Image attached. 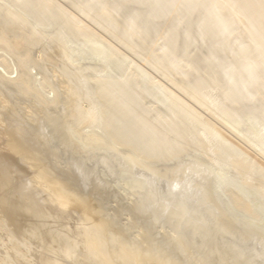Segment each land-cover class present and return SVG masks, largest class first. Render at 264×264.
<instances>
[{"label": "bare ground", "instance_id": "bare-ground-1", "mask_svg": "<svg viewBox=\"0 0 264 264\" xmlns=\"http://www.w3.org/2000/svg\"><path fill=\"white\" fill-rule=\"evenodd\" d=\"M62 1L63 3L58 0H3L4 5H0V49L2 47L6 48L7 51L10 52L9 54L11 57L16 61V63H14L15 61L12 62V59L11 62L13 65L16 64L18 66H15L18 68V75H16L15 78H12L13 75H11L12 77L3 76L4 74L8 75V72H3V75L0 73V89L5 91L6 97L7 94H15V96H19L18 98L21 101L22 99L31 100L30 102L33 106L39 107L42 110L41 113H43V115L41 113L33 115L30 110V115H27L29 118L27 119L26 117L24 122L27 127L25 132H23L25 130L24 128L21 129L22 133L19 131L17 132L13 128H9L11 138L10 136L8 138L12 140V151L16 155V158L7 157L4 156V154L3 156L0 155V264H187L185 263L187 260L186 257L183 258L184 260L186 259L185 261L179 258L180 252L183 250L186 252L187 250H182L179 246H184L185 244L187 247V241L188 246L190 245V241L192 244L193 240L190 239L191 237L186 240V243L185 241L181 243V239L183 238L184 240V236L178 235L177 238H181L176 241H180L179 244H181H178L179 246H174V244H172L174 240L170 241L171 243L168 242L171 238L167 237L168 240L164 237L167 241L164 239L155 241L152 230L149 228L150 226L148 227V225H146L147 223H144L146 226H143L144 233L142 232V243L132 241L134 239H130L126 234V229H131L132 227L127 226V228L124 229L117 222V216L116 218L112 217V215H108V211L106 212L105 210L103 203H106V201H104L105 199L103 198L107 199L110 193L106 196V192L103 191L104 194L103 192L97 191L100 190L98 188L99 185H97L98 183L95 184V189L93 190L101 194L103 193L102 195L106 197H102V195L98 194L101 199H98L97 207L94 210L91 209L89 203L84 199L85 197H83L78 190L76 191L75 188H72L73 185L71 187V182H68V175L70 173L67 175L69 170L66 167L69 165L67 164V166L65 163H69V161L64 162L66 165L64 168L68 170L66 174L64 173L66 177L62 174L61 176L58 175L59 173H55L61 172L59 170L61 167L58 168L60 163L57 162V165L59 164L58 167L54 164V161L58 159H55L53 161L54 163L50 161L52 166L55 165L58 171H55L54 167L51 168L49 165L50 163L45 156L48 151V147H46L48 143H45V140L40 138V136L43 137L47 135L46 133L49 131H47L45 135L40 131L42 135L40 133L38 136L35 134V130L40 125L43 126V124L50 127L51 135H53L51 141L55 143L58 142L62 146H60V150L62 151H58V143L56 144L58 147L54 145L55 143L53 144L54 148L50 147L51 143H49V148H58L57 151L56 149L54 151L58 152L60 157V152L67 155V151H69L74 154L73 156L69 154V159H74L75 154H77L74 151L76 140L78 143V140L80 141L82 137L80 132L76 134L77 136L73 135V133L77 131V124L79 126V122L89 123L90 126L93 125V127H96L95 124L97 125V123L102 124L103 127L99 126L102 128V133H104L102 137L98 133L92 134L91 137L89 135L90 139L88 138V141L86 140L84 142V144H88L86 145L87 148L85 145L84 147L90 149L91 146H94L96 148L102 147L101 149H103V146L106 147L108 144H118L124 147L126 151H130V155L131 153L138 155V157L137 155H135L136 157L134 156L136 159L132 155L135 160L132 161L133 159H131L130 162H128H132L131 166H134V162L137 161L139 157L140 159L138 162L143 160V164L150 165L152 160L160 156H166V154L175 151V149L176 156H178V153L181 151H184V149L179 146L180 140L186 139L188 136L194 137L199 134V131L195 128L188 130L186 127H182V121L185 118H188L191 123L194 122L199 126L202 125L206 133L211 135L216 133L212 122L204 118L195 108H192L189 103L185 102V100L182 99L183 97L178 95L179 93L185 95V97L187 96L190 100L194 101L193 103L204 108L206 112L208 111V113L215 117L217 115V117L222 119L231 117L237 112L239 107H243L246 112L242 120L239 121V124L246 122V120L257 118L262 119L264 122V0ZM69 8L78 11L92 23L102 28V30H104L103 32L106 34L108 33L110 37L123 44L130 51L135 52V54H140L147 62L152 64L154 68H159L163 72V75L169 79L170 85L172 84L171 87H173V90L179 92L176 94V91L173 92V90H171L172 88L170 89L171 91H169V88L167 89L164 87L160 89V91H162L161 93H164L165 97L171 101L169 110L173 115H176L175 120H166L161 116L152 119L149 116L151 110L142 109L139 104L141 95L147 92V90L138 86L133 78H131L133 80L132 85L130 78H125L123 81H109L96 78V89L92 93H89V91L88 93L90 94L89 100L94 98L97 100L96 102L90 100L93 103L92 105L90 104L91 106L88 104L91 109L89 111H83L85 108L82 110V105L80 103L81 99H84V96L75 93L74 91L77 89L67 86L68 89L62 86L64 84L57 85V82L53 85L49 75L40 69L38 63H31L32 60L29 47L38 44L36 34L39 32V35L42 33V35L50 34L49 32L39 31L40 27L50 28L56 26L58 27V32L53 34H58L63 37L65 34L75 37H84L89 43L96 45L101 52H105L103 49H108L109 53L119 56L117 49L105 43L102 37L97 35L87 24H84L82 20L69 10ZM28 18L34 19V24H29L27 22ZM12 31H20L22 34L15 38L9 37L8 34ZM52 36H50V38ZM63 37L58 40L62 42ZM53 48L54 51L56 50L57 52L60 49L58 46H54ZM60 52H67V49H61ZM46 57L45 59L42 58V60L54 63L53 57ZM8 61L9 60L4 58L2 60L0 59L1 68L4 67V70L5 67L8 68L9 64H11ZM65 65H63V67ZM66 67L63 69L66 70ZM32 68L38 69L41 73L40 75H43V79L38 80L35 78L31 73ZM84 72L85 70L75 73L77 75H73V77H76H74L75 79L71 78L74 80V83L76 81L80 82L82 78H84L85 81L86 76ZM53 81L55 82L54 78ZM44 83L50 86L49 88L52 91L53 98H50V95L47 96L40 92L39 86H42ZM215 91H219V94L215 95ZM1 93L0 105L2 108L0 109H3V113L11 114V112L15 113V111L19 109L22 110L21 112L24 111L17 102L19 100L16 101L17 103L14 101L7 103L9 99L6 101ZM61 105L65 106L62 107L61 112L59 111L60 113L54 115L52 113L53 109ZM140 108L142 110H139ZM70 121H76L78 123L76 126H73L70 124L72 123ZM21 125L18 127L24 126ZM18 130H20V128ZM6 132H8V130ZM51 135L49 133V136ZM78 135H80V139L75 140L74 137L77 138L79 137ZM49 136L47 135L48 138ZM171 136L175 138L174 141ZM260 138L263 139L258 141L264 146V132L261 133ZM88 142L91 146H89ZM209 142V140L201 142L200 146L206 148ZM79 143L81 148L83 145L81 143H83V141ZM228 144L229 143H227L224 148L231 147V144ZM260 144H258V146ZM9 146L8 148L11 149ZM43 148L44 151H46L45 154ZM85 148L82 151H85ZM63 150L65 152H63ZM222 150V148H219L218 152ZM54 151L53 154H55ZM78 151L81 152L80 149ZM87 151L88 150H86V152ZM260 151H258V156H260L261 153L260 158L262 156L264 158V148L260 147ZM89 152L90 150L88 153ZM48 153L50 152L48 151ZM55 155L58 156L57 153ZM76 156V158H80L81 160L80 156ZM81 156H83V154ZM245 156V158L236 160L234 163H236L239 170L242 169L241 171L244 170V172L249 169L248 172H251V169H254L253 167L259 166L257 168H260V171L258 169L255 170L258 172L262 171V174L260 173L261 176L257 181L260 191L257 190L256 193L258 195L261 192L260 194L264 197V165L261 163L262 166L257 165L256 159H251L250 161L251 157H247L246 154ZM90 157H92V155H90ZM214 158L213 160L218 159L217 157ZM84 159L87 160L85 161V165L88 169H85L86 166L83 169L81 164L82 168L80 169L82 170L79 169L80 172L77 173L79 177L74 174L76 169L71 173L76 177L75 179L78 178L79 180L81 177L79 174L81 173L83 177V181H81L87 186L90 181V171L87 165L88 158L86 159V157H84ZM84 159L82 161L83 164ZM260 160L261 159H259V161ZM17 161L30 163L29 166H31L33 173L35 172L33 185L36 184L37 187L40 188L44 197L40 195L37 197L30 189L25 188L23 186L24 184L14 180V165ZM72 161L74 160H71V162ZM142 163L141 166H145L142 165ZM78 164L80 165V163H74L75 166H78ZM136 164L138 163L136 162ZM20 167L21 165L18 167L19 170ZM51 169H53L54 174ZM86 170H88V172ZM196 170L194 171L196 172ZM123 171H125V169H122V172ZM172 172L174 173V171ZM176 173L177 172H175V174ZM166 174L168 176V173ZM187 174H189V172ZM171 175L173 174L170 172L169 177ZM158 176L160 175L158 174ZM186 177L183 179L184 182L186 181ZM159 178L160 177H158V180ZM172 178L171 176V179ZM26 179L27 178H25V180ZM156 179H152L154 184L155 181H157ZM143 180H145V183ZM146 180L147 179H142L141 181L140 179L138 184L142 185L143 183V185L142 187L139 186L143 188L149 185L150 189L155 191L153 187L157 183L152 186L153 181L150 180L149 182H152V184H150L147 183ZM18 181H20L19 178ZM244 181L243 179L242 182ZM24 183L26 182L24 181ZM85 185L79 186L82 189V186L85 187ZM168 185L170 186V184ZM194 185L195 184L192 183L190 186ZM136 186H138L137 182ZM169 186H167V194L169 192L168 190H170ZM184 186L187 187L188 185ZM177 188L176 190H180L181 185L180 188L177 185ZM157 189L158 187L156 185V190ZM182 189H184V187ZM206 189L203 190L204 192L202 191L205 197L209 195L207 192H211V189H207L208 191H206ZM174 190L175 189L170 191L174 192ZM186 190L187 189H185V192L188 191ZM190 191L192 192L191 189ZM176 192L178 195L179 192ZM182 193L183 194L180 195L181 197L184 195V192ZM230 193L232 202L236 203L243 212L256 214L251 206L252 203L249 204L246 201L248 195L246 196L247 198H245L240 196L239 193L237 194L233 191ZM174 195L176 196V194ZM171 196L173 195L171 194ZM192 197L197 198L196 196ZM96 199L97 197L95 200ZM173 200L174 198L172 201ZM191 200L195 202L197 199L191 198ZM199 200H201L200 197ZM176 201L177 205H175L178 209L174 210L170 208L168 211L169 213L173 214V211L177 213L179 212L177 210L181 209V206H178L179 203H182L181 199ZM176 201L173 202L175 203ZM204 201L205 199H202L200 202L204 203ZM173 202L172 206L174 204ZM192 202L193 201H191V203ZM214 202L215 201H213V203ZM184 203L185 201L181 205ZM197 203H199V201ZM72 204L75 205L74 208ZM186 204L187 203H185V205ZM189 204L186 205L188 210L191 208ZM70 205H72V208L78 213L80 219L86 222L82 224V226L80 225L81 227H75L77 228L75 230H73L71 226L70 229L72 230H68V228L64 226V224H67L64 220L69 218L72 220L73 217V209L71 210V208H69L70 210H68ZM46 206L51 210L47 209L50 214L46 212L47 210H44ZM123 207L125 209V206H122V208ZM155 207L158 208L157 211L152 209V212L154 217L157 216L159 218L161 215L159 214L160 207ZM138 210L143 213V210ZM186 210L187 209L184 210V213L183 211H180V214L178 213L182 216V219L185 217V212L187 213L188 211ZM51 213H54V216L52 215L53 218H57L59 221L61 220L62 224L56 221V219L55 221L57 223H54V220L52 222L56 225L61 224L64 229L59 228V225V227L52 226L51 224L53 223H50L51 221L49 222L50 224L47 223L46 219L52 217L49 216ZM115 214L114 212V215ZM169 215L167 214L164 219L168 220L171 218V220H173V216ZM173 215H175V213ZM79 217L77 218L79 219ZM176 218H179V216H176ZM199 218L202 219L201 216H199ZM134 219L135 218H133V220ZM164 219L162 221H164ZM170 221H167L168 224ZM263 221L264 220H262V223L264 224ZM167 222L164 221L165 224ZM175 222H178L176 225L177 228L174 225L175 223L172 226L180 231L182 226L178 225L179 220L177 219ZM139 224H133V226ZM141 224L143 225V223ZM135 226L133 228H135ZM145 227L149 229L145 231ZM133 228L131 229L132 231ZM137 228L138 226L135 229ZM223 228L226 231H230L232 229L231 221H226L223 224ZM247 234L249 235V233ZM251 234L253 235V233ZM205 236H207V239L209 238L208 234L204 235V237ZM202 240H204V238H202L201 241ZM220 240L222 241L223 239L220 237ZM220 240L216 239L213 240V242ZM35 241L38 242V246L36 245L34 247L33 243ZM218 244H215V246L220 245ZM194 245L196 247V244ZM187 249L189 248L187 247ZM236 252L239 253V251ZM223 256L218 259L220 260ZM222 260L225 259L222 258Z\"/></svg>", "mask_w": 264, "mask_h": 264}, {"label": "rangeland", "instance_id": "rangeland-1", "mask_svg": "<svg viewBox=\"0 0 264 264\" xmlns=\"http://www.w3.org/2000/svg\"><path fill=\"white\" fill-rule=\"evenodd\" d=\"M58 1L63 3L62 0H58ZM0 5H4L3 0H0ZM69 10L73 14H75L80 20H82L84 24H87L97 35L102 37L105 43L117 49L119 56L109 53L108 49H103L105 52H101L97 48L96 45L89 43L84 37H75V36L68 35V34H65L63 37V36H59L58 34H53V33L58 32V27L56 26L50 27V28L40 27L39 31L49 32L50 34L42 35L43 34L42 33L41 35H39L40 32L36 34V38L38 39V44L35 46L29 47L30 57L32 60L31 63H38V65L40 66V69H42L44 72H46L49 75L50 81L53 85H55L57 82L58 83L57 85L64 84L62 86H65V87L70 86V87H74L75 89H77L74 92L79 93L82 96H84V99L82 98L81 103H80L82 106L81 105L80 106L82 107L81 108L82 110L84 108L87 110L84 109L83 111H89L91 108L88 106V104L92 105L93 104L92 102L93 101L96 102L97 100L96 98L90 99L92 102L89 100V97H90L89 93H92L96 89V86H97V82L95 80L96 78H99V79L102 78V79L109 80V81L110 80L123 81L125 80V78H130V79L133 78V80H135L138 86H141L142 88L147 90V92L142 94L141 98L139 99L140 101L139 104L141 105V108L150 109L151 112L149 113V116L152 119L161 116L166 120H175L176 115H173V113H171V111L169 110L171 107V101L165 97L164 93H161L162 91H160L162 87L167 88V89L169 88V91L173 90V87H171L172 84L170 85L169 79L163 75V72L159 68H156V67L154 68L153 65L147 62V60H145L140 54L138 53L135 54V52L130 51L123 44L116 41L114 38L110 37L108 33L106 34L105 32H103L104 30H102V28L92 23L89 19H87L82 14H80L78 11L72 10L71 8H69ZM34 21L35 20L32 18L27 19V22L29 24H34ZM21 34L22 33L20 31H12L8 34V36L15 38ZM50 36L52 37L50 38ZM62 37H63V40L62 42H60L58 39H61ZM54 46H58V48H60L58 52L55 50L56 53L53 48ZM5 49L6 48H3V47L0 49V59L1 60L3 58L7 59L9 60L8 62L11 64H9L8 66L9 70L7 67H5V70H4L3 69L4 67L1 68V65H0V70H1L0 73L2 74L3 72L4 73L8 72L9 76L7 74L6 75L2 74V75L7 76V77H12L11 75H13L12 78H15L16 75H18V70H17L18 66L16 64L13 65L12 62H14L15 60L9 54L10 52L7 51V49L6 50ZM61 49L62 50L67 49V52L61 53L60 52ZM45 57L46 58L53 57L52 59L54 60V63H50L46 60H42V58L45 59ZM14 63H16V61ZM63 65H65L64 67L67 66L66 70L63 69L64 68ZM84 70H85L84 73L86 76L85 81H84V78H82L80 82L76 81L77 83L76 82L74 83V80L72 79H75L76 77L74 76L75 77L74 78L73 75L77 72L84 71ZM31 73L38 80L43 79V75H40L41 73L38 69L32 68ZM53 78L55 82L53 81ZM57 80H60L61 82ZM71 80L73 81L74 84L72 83ZM133 80L131 79V85L133 84ZM49 87L50 86L44 83L42 86L41 85L39 86V90L42 94H45L47 96L50 95L51 96L50 98H53L52 97L53 94L51 93L52 91ZM175 91L176 90H173V92ZM4 92L5 91L0 89V93L2 97H4L6 101L7 99L10 100V101L8 100L7 103L8 102L11 103V101L16 102L17 100H19L17 102L20 105L21 109L24 110L23 112H21L22 110L19 109L20 110V111L18 110L19 113L18 111H15V113L11 112V114L9 113L5 114V112L4 113L2 112L3 109H0V155L3 156L4 154V156L16 158V155L12 151V140L10 139L11 136L9 134V128H13L17 132L19 131L21 133H22L21 129L24 128L25 130L23 132H25L27 128L24 124L25 118L26 117L27 119L29 118L28 116L30 115L31 111L33 115H37V114H40L42 110L39 107H36V106L34 107L33 104L30 102L31 100L22 99L21 101L18 98L19 97L18 95H16L17 96L16 98L15 94L8 95L6 93L8 97L7 98ZM178 93L179 92L176 91V94ZM214 94L218 95L219 91H215ZM178 95L180 97H183L182 99L185 100V102L189 103V105L192 106V108H195L196 111H198L204 118L212 122L216 130V133L214 134L215 136L204 132L202 125L199 126L197 125V123H194V122L193 124L189 121L188 118H185L182 121L183 122L182 127L183 128L186 127L188 130H190L191 128H195L196 130L199 131V134H197L194 137L188 136L186 137V139L184 138L183 140H180L179 146L182 147L184 151H181L180 153H178L179 154L178 156H176V153H175L176 149H175V151L166 154V156H160L159 158L152 160L150 162V165L143 164L142 163L143 160L141 162H138V160L140 159L139 157V159L134 162L135 163L134 166H131L132 162L131 163H128V162H130V160L133 159V157L137 154L134 155L131 153L130 155V151L128 150L126 151L124 147H121L118 144H115L118 146H115L114 144H108L106 145V147L103 146L104 148L101 149L102 147L96 148L94 146H91V144L88 142L89 146L91 147L90 149H86L87 148L86 145L88 144L87 143L84 144V142L86 140L88 141L89 135L91 137L92 134L98 133L102 137V134H104L102 133L103 132L102 128H100V127H103L102 124L97 123V125L95 124L96 127H93V125L90 126L89 123L79 122V126H78L77 124L78 122L76 121H74L76 123H74L73 121H70L72 123L69 122L73 126H76L77 124L76 127H78L77 131L74 132L75 134L73 133V135L77 136L76 134L79 132L82 134L81 140L80 141L78 140V143L76 139H80V135H78L79 137L77 138L72 136L76 140V143H75L76 147L74 151L77 154H75L74 159H69L70 156L74 155L73 153L69 151H67V155L60 152L61 157L59 153L56 152L58 149V148L56 149V147H58L56 146V144L58 142L55 143L54 141H51L53 135H51L52 134L51 128L47 127V125H44V124L43 126L40 125L35 130L36 132L35 134L39 136L40 133L42 132L44 133L43 135H45V133L49 131L46 134L49 136V133H50L51 136H49L48 138L47 135H45L48 139L45 136L43 137L40 136V138H42V140H45L44 141L45 143H48V144L51 143L50 147L52 148H54V145H55L56 151H54L55 149L49 148L50 144L49 145L47 144L46 147H48L47 149L51 154L48 153V151L47 152L44 151V148H43L44 154L46 152L45 156L47 158L46 157L45 158L47 159V161H49V163L50 161L51 163L55 162L54 164L57 167L59 165V164L57 165V162L60 163L58 168L61 167L62 170L59 169L61 172H55V173H59L58 175H61V174L64 175V173L66 174V172L69 170L67 173V175L70 173L68 175V178H69L68 182H71V187L73 185L72 188H75L76 191L78 190L82 194V196L85 197L84 199L89 203L91 209L94 210L98 205V199L99 200L101 199V197L99 198L98 194L102 195L104 192H106L107 194L105 193L104 194L107 196L108 193H110L108 195L109 198L108 197L107 199L103 198L105 199L104 201H106V203H103L102 201L106 212L108 211L107 214L108 215L111 214L112 217H115V218L117 216L116 220L117 219L119 220V221L117 220V222L124 229H126L127 226L133 228L135 226V225L133 226V224L140 223L139 225L135 226V228L138 226L137 229L133 228V231L135 229L134 232L131 230L132 228L126 229L127 236L130 239L131 238L134 239L132 241L142 243L143 241L142 232L144 233L143 226L148 225V227L150 226L149 228L152 230V235L155 241H158V240L160 241V239L163 240L164 237L165 238L167 237V238H171V240L170 239L168 240L166 238L168 242L174 240L172 241V244H174V246H179L182 243V241L183 242L185 241L186 243V240H188L189 237H191L190 239L193 240L192 242L196 244V247L193 243L191 244V241L189 242L191 247L190 245L188 246V241H187V247L189 249H187L185 244L184 246H179L180 248H182V250L183 249L187 250V251L185 250L186 252H184L183 250L182 252H180L181 254H179V258L182 260H184L183 258L186 257L188 261L186 259H185L186 261L185 260L184 261L187 264L188 263L189 264H264V226H263L264 224L262 223V220H264V213H263L264 209H262L264 208V197L262 196V194H260L261 192L259 193L260 191L258 189L259 183H257V181L259 180L262 174V171L258 172L257 170H255V169H258L257 167L259 166H257V167H253L254 169H251V172H248L250 169L247 171L245 170L244 172V170L241 171L242 169L239 170L236 166V163H234L236 160L245 158L246 157L245 154H246L247 157L249 156L251 157L250 161L251 159L252 160L256 159L255 161L256 163H258L257 165H261V164L264 165V163H262L264 162L263 156L260 158L261 153H262L260 151V147L264 148V146H262L259 143V141L263 139V138H260L261 133L264 132L263 120L260 118L250 119V120H246V122L239 124V121L242 120V117L243 115H245V112H246L243 107H239L237 112L231 117H226L225 119L217 117L218 115L215 117L214 115L208 113V111L206 112L204 108L200 107L196 103H193L194 101L190 100V98H188L187 96L185 97V95H182L180 93ZM64 106L65 105L63 106L61 105L57 107L56 109H53L52 113L54 115L57 113H60L62 110V107ZM0 108H2L1 105H0ZM141 108L139 110H142ZM41 114L43 115V113ZM16 122H19V123H16ZM20 122H22L23 124ZM18 124L20 125L22 124L24 126L21 125L22 127H18L20 126ZM41 126L43 127V131H42ZM19 128L20 130H18ZM6 129L8 130V132H6L7 131ZM9 136L10 138H8ZM171 138L173 141L175 140L173 136H171ZM208 140L210 142L208 146L206 145L207 147L204 146L206 148H203L200 146L201 142H205ZM82 141H83V143H81L83 144L82 147H84V145L86 147V148L84 147L85 151H82L84 150V148L81 149L82 147L80 148V145H79L80 144L79 142H82ZM227 143L231 144V147L229 146L227 148H224L226 147L225 145ZM258 144L260 145L258 146ZM57 145H59V149H58L59 151L61 149L60 148L61 145L59 143ZM8 146L11 147V149L8 148ZM76 148L78 150L80 149L81 152L78 151ZM219 148H222L223 150L218 152ZM86 150L88 151L90 150V152L88 153V151L86 152ZM53 151L55 154L57 153L58 156L53 154ZM258 151L261 152L260 156H258V153H259ZM63 152L65 151L63 150ZM78 152H80L81 154ZM49 154H50V157H49ZM82 154L84 157H86V159L88 158L87 165L89 166V171H90L89 179L91 181V182L89 181L90 183L88 182L87 184V186L89 185L88 186L89 188L85 184H83L82 182L83 177L81 173L79 174L81 176L80 180L78 178L75 179L76 177L71 173L72 171L74 172L76 169V172L74 174H76V176L79 177L77 173H79L80 172L79 169L82 168L81 164L83 166V169L86 166L85 161L87 160H85L84 157L81 156ZM76 155L80 156L81 160L80 158L79 159L76 158L77 157ZM90 155H92V157H90ZM66 156L68 159L66 158ZM214 157H217L218 159L213 160ZM55 159H58V160H55ZM83 159H84V164L82 162ZM135 159H133L132 161H134ZM259 159L261 160L259 161ZM71 160H74V161L71 162ZM108 160H111V161H108ZM67 161H69V163ZM64 162H67L65 164L69 165V166L67 165L68 167H66L68 170L64 168L66 166ZM136 162L140 165L136 164ZM18 163L19 165H21L20 170L18 168L19 167ZM51 163L49 164L51 168L54 167L55 171L56 170L58 171V169L55 168V165L52 166ZM74 163H80V165L78 164V166H75ZM141 163L142 165H145V166H141ZM29 164L24 163V162H19V161L16 162V164L14 165V168H15L14 173L16 175L13 173L14 180L16 182H20L24 184L23 186L25 188L30 189L34 194H36L37 197H39V195L44 197L43 193L40 191V188H38L36 184L33 185V182H34L33 178L35 176V172L33 173V170L31 166H29ZM70 167H71V170H70ZM123 167H127V168H123ZM86 168L88 169L87 166L85 167V169ZM194 168H196L197 170ZM122 169H125V171L127 172L125 171L122 172ZM192 169L196 170V172ZM51 170L53 173V169ZM258 170L260 171V168ZM86 171L88 172V170ZM172 171H174V173ZM170 172L171 174H173L171 175L173 177L172 179H171V176L169 177ZM175 172L177 173L175 174ZM188 172L189 174H187ZM166 173H168V176ZM158 174L160 176H158ZM157 176L160 177L159 180ZM64 177H66V175H64ZM185 177H186L185 179L186 181L189 180L188 182L183 181ZM18 178L20 181H18ZM25 178L27 179L25 180ZM138 179L139 180L141 179V181L142 179H147L146 180L147 183H150L149 182L150 180L153 181L156 179L158 182L155 181V184L157 183L156 185L158 189L156 190V185L154 184V181H153V184L152 182L150 184H152V186L155 185L153 187L155 188V191L154 190L152 191L148 184H146L148 185V187L144 186L145 188L144 187L141 188L143 183L142 185L138 184L139 183ZM243 179L245 180L244 182H242ZM24 181L26 183H24ZM136 182L138 186L139 185L141 186V187L139 186L140 188L136 186ZM143 182L145 183V180H143ZM192 183H194L195 185L190 186ZM95 184L99 185L98 188L101 190V191L100 190H97V191L99 192L104 191L102 194L98 193L96 190H93L95 189L94 188ZM168 184H170V186ZM79 185H83V186L85 185V187L82 186V189H81ZM177 185L179 188L181 185L180 190L181 191L183 190L182 192H184L185 197L184 195H182L183 197L180 196L183 193L180 190H176ZM184 185L186 186L188 185V186L185 187ZM167 186H169V189L171 191H173V189L178 191L179 192L178 195L175 190L174 192H171L170 190H168L169 192L167 194ZM189 186L192 192L190 191ZM183 187L184 189H182ZM206 188L209 190L211 189V192L210 191L207 192L209 194L207 195V197L203 195L204 193L202 194V191ZM185 189L187 190L189 189L188 191L186 190L188 193L185 192ZM207 189L206 191H208ZM257 190H259L258 193L260 195L259 194L257 195L256 193ZM229 191L230 192L233 191L234 193H237V194L239 193L240 196H243L245 198L248 197L246 201L249 204L252 203L251 206L253 207L256 214H249V213L243 212L242 209L236 203L232 202L231 193ZM169 193H171L173 196H171V194ZM246 193H249L250 195ZM174 194H176V196ZM105 195H102V197H106ZM190 195L196 196L197 198L192 197ZM96 197L97 199L95 200ZM172 197L174 198L173 201H176V200L179 201L181 199L182 203L185 201V203L187 204L193 201L191 204H189L191 205L190 210H188L186 206L187 204L185 205L184 203L183 205H181L182 203L178 202L179 203L178 206H181V209L177 210L179 211L177 213L173 211L172 209L176 210L178 209V207L176 206L177 201L174 203L172 201L173 199ZM187 197H189L190 199ZM199 197L201 200L205 199L204 203L200 202L201 200H199ZM191 198L192 199L194 198L197 200H195L194 202V200H191ZM196 201L197 202L199 201V203H197ZM213 201H215L214 203L216 204H214ZM172 202L174 203L173 206H172ZM200 203H203V204H200ZM119 204L122 206H125V209L124 207L122 208V206L119 207L120 206ZM72 205L74 208L75 205L74 204ZM72 205H70L71 207L70 206L68 207V210H70L69 208H71V210L73 209ZM184 205H185V208H184ZM155 206L160 207V211L159 210L158 211L160 212L159 214H161L162 216L160 215L159 218L156 216L158 212L155 215L156 217H154V214L152 212V209L153 210L155 209L157 211L158 208H156ZM47 207L48 206L45 207L46 209L44 208L45 211L49 209ZM173 207H177V208H173ZM182 207H183V210H182ZM170 208H172L171 210L173 211V214L175 213L177 217L179 216L181 221L179 218H176L175 215L168 212ZM118 209L120 212L118 211ZM138 209L143 210L142 211L143 213H141ZM185 209H187L188 211L186 210L187 213L185 212L184 214L185 217L183 215L184 218L182 219V216H180L179 214H180V211L181 212L183 211L184 213ZM72 211H73L72 220L71 218L64 220L67 223V224H64V226L67 227L68 230H72V229L75 230L77 229L75 227H78V226L81 227L82 224L86 223L80 219L78 213L74 209ZM46 212L50 214L48 210ZM114 212L116 213L115 215H114ZM167 214L168 215L170 214L169 216L172 215L173 220H171V218L168 220L164 219L166 218L165 216ZM52 215L54 216V213H51V215L49 216H52ZM53 216L51 218L48 217L46 219L48 224L53 223L52 221L53 220L55 221V219L56 221L61 223V220L59 221L57 220V218H53ZM199 216H201L202 219L199 218ZM77 217H79V219ZM133 218H135L136 220L135 219L134 220L138 222L136 223L133 220ZM163 219L166 222L167 221L169 222L170 220L172 222L170 221L169 224L168 222L165 224L164 221H162ZM177 219L179 220L178 225L182 226L180 228L181 229L180 231L176 230L172 226L175 223L174 225L176 227L178 222H175V221H177ZM56 221L54 223H57ZM226 221H231L232 229L230 231H226L223 228V224ZM54 223L51 225L52 226L54 225L56 227L60 226L59 228L64 229L61 225L62 223L60 225L59 224L56 225ZM141 223H143V225ZM144 223H147V224L144 225ZM70 226L72 229H70ZM149 228H146L145 231ZM247 233H249V235L251 236H249ZM251 233H253V235ZM207 234L209 237L208 239H207V236L204 237V235H207ZM178 235L179 236L183 235L184 240L183 238L181 239L180 237L177 238ZM135 237L138 239H136ZM220 237L221 239H223L222 241L220 240ZM202 238H204V240L201 241ZM177 239H181L180 244H179L180 242L179 240L178 242H176ZM216 239L217 240L219 239L220 241L213 242V240H216ZM36 242L37 241L33 243L34 247L36 245L38 246V242L37 243ZM215 244L216 245L218 244L219 246H215ZM39 245H40V242H39ZM219 250L220 252L222 250L223 251L220 253ZM236 251H239L240 254ZM217 256L218 258L223 256L222 258L225 260H222V258H220L219 260Z\"/></svg>", "mask_w": 264, "mask_h": 264}]
</instances>
